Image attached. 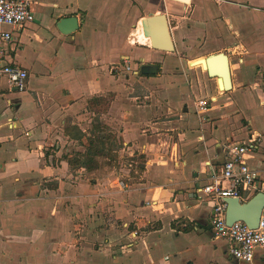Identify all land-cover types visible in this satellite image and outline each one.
I'll return each mask as SVG.
<instances>
[{
	"label": "crops",
	"instance_id": "obj_1",
	"mask_svg": "<svg viewBox=\"0 0 264 264\" xmlns=\"http://www.w3.org/2000/svg\"><path fill=\"white\" fill-rule=\"evenodd\" d=\"M161 3L171 53L139 36L140 20ZM31 10L2 60L28 78L21 92L0 88V264H241L209 232L213 202L198 189L231 141L251 136L259 142L244 158L264 183V0H158L143 9L138 0H34ZM67 17L78 29L63 35L56 23ZM217 53L227 57V103L199 58ZM209 78L216 97L201 95ZM95 117L126 155H141L138 176L68 164ZM253 262L264 264L263 250Z\"/></svg>",
	"mask_w": 264,
	"mask_h": 264
},
{
	"label": "built area",
	"instance_id": "obj_2",
	"mask_svg": "<svg viewBox=\"0 0 264 264\" xmlns=\"http://www.w3.org/2000/svg\"><path fill=\"white\" fill-rule=\"evenodd\" d=\"M34 0H0V88L2 85L21 92L26 87L28 72L20 67L2 64L5 47L13 41V32L24 24L34 20L31 5ZM124 70L137 76V70L125 66ZM196 112L204 119L208 110V102L199 100ZM259 142L258 136H251L239 145L228 148V157L218 172L211 171L209 183L198 191L213 202L212 216L209 222V232L216 239L230 243V257L241 264H255L253 256L255 249L264 251V206L261 210L258 225L250 229L243 222L228 225L225 221V198H239L241 201L251 198L257 193H264V183L259 182L261 173L251 169L245 155L253 151ZM131 167V165L129 164ZM119 186L125 189L121 181ZM205 231V229H201ZM137 236V232H133Z\"/></svg>",
	"mask_w": 264,
	"mask_h": 264
},
{
	"label": "water",
	"instance_id": "obj_3",
	"mask_svg": "<svg viewBox=\"0 0 264 264\" xmlns=\"http://www.w3.org/2000/svg\"><path fill=\"white\" fill-rule=\"evenodd\" d=\"M142 31L150 39L151 47L162 52H174L168 23L164 14L149 15L141 20ZM57 30L63 35H70L78 29L76 17L62 18L56 23ZM204 69L210 78H221L222 91H228L229 72L227 57L224 53L212 54L202 58ZM218 64V67L216 66ZM146 67L141 68L145 73ZM154 72L153 67L149 70ZM225 221L228 225L234 222H243L250 229L258 225L261 210L264 206V193H257L251 198L241 201L239 198H225Z\"/></svg>",
	"mask_w": 264,
	"mask_h": 264
},
{
	"label": "rangeland",
	"instance_id": "obj_4",
	"mask_svg": "<svg viewBox=\"0 0 264 264\" xmlns=\"http://www.w3.org/2000/svg\"><path fill=\"white\" fill-rule=\"evenodd\" d=\"M151 3L156 5V4H158V0H138V4H139L141 9H143L144 5H149ZM155 8L158 10V12H160L159 14H164L162 12V10H164L162 3H161V5L156 6ZM188 11H189V9H188ZM170 24H171V26H174L176 24V21L171 20ZM139 26H140V33H139V36H140V34L143 32L142 26H141V20L139 22ZM227 30H228V34H229L230 30L228 28H227ZM143 37H144L143 35L140 36L141 41H144ZM231 37H233V34L231 35ZM137 49H139V47H137ZM140 50H143V49L140 48ZM197 57L196 58L193 57V58H195L194 60L198 59ZM204 57H206V56H202L199 58H204ZM121 75L123 76L124 80H127L129 78L128 74L123 73ZM210 81L211 80L209 78L205 84H202L203 85V91H202L201 95H209V96L212 95V96L216 97L217 92H219L221 90L214 88L213 84ZM189 83H190V79L187 78L184 80V85L187 86L188 88H190ZM227 95H229L228 92H224V91H222L220 94V97H222V101L224 100L223 101L224 103L232 101L231 99L227 98ZM242 98L243 97L241 94H234L232 99H233V101H235V104H237L241 101ZM138 101L144 102L145 100H143V98L141 97L140 100H138ZM187 101L190 103L194 102V95L191 93V90H190L189 94L187 95ZM263 108H264V106H263ZM101 109H102V107H101ZM235 110L239 112V109L236 106H235ZM231 114H232L231 118H233V117H235L236 112L233 111V112H231ZM246 115H248V117L251 118L252 121H254V123L256 122V120L254 119L257 117L256 109L247 108ZM262 115L264 116V113ZM262 120H264V117ZM94 121L98 122L96 117L93 118V122ZM93 125L96 127H99L100 124L98 122V123L93 124ZM254 126H257V124H255ZM98 131L99 130L92 131V129L87 130V134L89 136H87V138H85V139H82L84 147L87 146L88 137H90L92 139L93 137H97L98 135H103V136L109 135L105 129L104 130L102 129V131H99L100 133H98ZM90 134H92V135L90 136ZM103 142H104V140H103ZM234 142H235V139H233V141H231L232 145L235 144ZM84 147L82 146L83 151H84ZM103 147L105 149L103 154L101 156L95 157L97 164H98L97 169L102 167V168H110L112 170V168L114 167L115 170H119L121 168L123 170V171H121V173H124L127 171L129 174H132L133 177L138 176L139 173H141L144 170L145 162L143 161V158L141 157V155H134V156L126 155L122 151L123 145L116 139L115 136H113L111 139L106 140L104 142ZM76 152L77 151L75 149H72L71 152L68 153V155H70V154L74 155ZM129 164L131 165V167L129 166ZM135 174H138V175H135Z\"/></svg>",
	"mask_w": 264,
	"mask_h": 264
},
{
	"label": "trees",
	"instance_id": "obj_5",
	"mask_svg": "<svg viewBox=\"0 0 264 264\" xmlns=\"http://www.w3.org/2000/svg\"><path fill=\"white\" fill-rule=\"evenodd\" d=\"M102 129L103 130L105 129L107 131V129L101 125H99V127L96 126L92 127V131H96V130L102 131ZM99 131L98 133H100ZM91 135L92 134H90V136ZM112 137H113L112 134H109L107 136L98 135L97 137H93L92 139L88 137L87 146L84 147L82 139L87 138V135L82 134L81 136L78 137V140H79V146H83L84 151H77L74 155L69 156V159L65 157L68 159V164L71 165L72 167L83 168L86 171L96 170L98 168V164L95 157L101 156L103 154L105 150L103 147L104 142L108 139H111Z\"/></svg>",
	"mask_w": 264,
	"mask_h": 264
},
{
	"label": "bare ground",
	"instance_id": "obj_6",
	"mask_svg": "<svg viewBox=\"0 0 264 264\" xmlns=\"http://www.w3.org/2000/svg\"><path fill=\"white\" fill-rule=\"evenodd\" d=\"M181 1H185V0H181ZM218 80H220V83H222V80H221V78H218Z\"/></svg>",
	"mask_w": 264,
	"mask_h": 264
}]
</instances>
